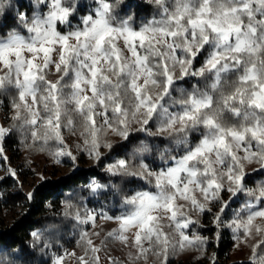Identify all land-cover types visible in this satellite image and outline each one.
I'll list each match as a JSON object with an SVG mask.
<instances>
[{
  "label": "snow or ice",
  "instance_id": "6c2138e0",
  "mask_svg": "<svg viewBox=\"0 0 264 264\" xmlns=\"http://www.w3.org/2000/svg\"><path fill=\"white\" fill-rule=\"evenodd\" d=\"M76 2L35 0L47 12L31 17L17 13L29 36L11 33L0 40V91L18 92L11 118L18 123L0 125V162L6 160L2 141L15 127H26L40 150L53 142L55 150L50 154L57 163L61 157L77 160L64 130L79 131L82 150L100 161L101 149L113 148L106 139L109 132L127 140L131 123H139L140 131H145L144 126L156 117L158 131H170L177 144L187 146L186 152L159 171L143 162L132 170L125 159L106 168L113 176L139 177L152 186L124 198L129 211L116 217L118 227L108 237L125 245L131 242L136 260L152 254L160 264H168L169 255L177 251L197 244L203 250L206 238L190 235L200 223L193 219L194 213L212 212L209 204L219 203L213 216L219 227L229 206L222 194L236 197L244 192L252 203L245 204L231 227L237 240L258 238L252 246L254 256L257 249L264 252V183L247 187L248 165H259L264 174V0H171V4L153 0L161 18L138 29L128 20L113 26V4L97 0L93 14L65 32L60 25L74 18ZM0 17L9 18L4 2ZM177 71L183 79L210 78L211 83L204 91L193 90L177 111H171L158 101L168 96ZM68 83L70 100H65ZM153 88H162L156 97ZM69 104L76 109L71 117ZM196 134L193 144L190 138ZM76 148L81 150V145ZM6 171L16 175L13 169ZM99 187L95 185L93 191ZM27 198L34 199L35 193L30 191ZM74 215L80 223L93 226L98 218L112 220L87 209L83 217L79 211ZM32 236L38 239L39 233ZM82 239L87 248L84 256L77 257L78 264H88L89 252L99 264L100 249L87 232ZM53 264H64V257H55ZM256 264H264V255Z\"/></svg>",
  "mask_w": 264,
  "mask_h": 264
},
{
  "label": "trees",
  "instance_id": "16d2710c",
  "mask_svg": "<svg viewBox=\"0 0 264 264\" xmlns=\"http://www.w3.org/2000/svg\"><path fill=\"white\" fill-rule=\"evenodd\" d=\"M5 3V15L0 17V40L6 39L11 33L29 36L26 28L21 24L17 13H25L31 17L34 13L47 12V8L37 7L35 0H0ZM116 7L118 19H127L134 14V27L139 28L154 20L161 18V9L150 0H110ZM171 4V0H169ZM23 6V7H22ZM97 6V0H77L76 12L74 13L73 27L79 26L84 16L93 14ZM63 31H67L64 25H60ZM200 62L195 67H200ZM56 78L51 76L50 79ZM211 83L210 78L185 77L183 81L175 84H183L184 88L178 89L177 97L182 98L187 93L195 90V87L207 89ZM195 86V87H194ZM18 98V92L14 88L0 91V100L4 109L10 114H15L14 101ZM69 117L72 114L68 113ZM18 122L12 121L11 125ZM160 122L153 125V121L145 126L147 131L131 133L137 142L128 147L125 153L123 148L117 147L113 140L112 149L101 155V160L89 166H80L71 172L45 179L34 186V199H28V194L23 192L9 193L7 206L17 210L16 217L12 222H5L0 214V264H53L56 253L70 247L81 248L85 242L82 239L84 232H89V225L82 224L75 219V212L79 211L83 217L85 209L89 211H101L112 216L125 215L129 208L123 204L125 197L135 194L137 191L152 190V186L139 177L123 175L113 176L106 168L120 159L128 161L132 170H138L140 163L147 164L152 170L159 171L185 154L187 146L180 145L168 135L151 136L152 131H158ZM150 131V132H149ZM199 134L192 139L196 143ZM4 145L16 152L27 149L32 154L50 153L54 143L49 142L48 149L40 150L39 143L34 144L26 127H15L4 139ZM248 172L247 187L255 189L264 183V174L259 172V165L252 164ZM12 179L4 178L0 181L1 189L12 188ZM102 187L96 188L95 185ZM228 194H222L223 201ZM252 203L246 193H239L228 208L224 211L226 222L233 224L237 216L244 213L245 204ZM72 207L69 209L68 206ZM219 203H210L212 212L193 214L194 219L200 223L191 229L192 234L205 237L207 242L200 250L199 245L188 247L186 251H177L169 255L168 264H202L203 258L210 252L215 261L212 264H256L252 261H237L228 263L230 253L237 241L236 234L230 227L222 228L212 224L215 210ZM2 207L0 206V211ZM69 211V215L65 212ZM39 233V238L34 239L32 233ZM216 236V237H215ZM108 252L112 256V264H160L159 259L150 254L147 260H136L127 254L125 245L113 238H107ZM260 256L264 255L257 249ZM206 264V263H204Z\"/></svg>",
  "mask_w": 264,
  "mask_h": 264
},
{
  "label": "rangeland",
  "instance_id": "374dc122",
  "mask_svg": "<svg viewBox=\"0 0 264 264\" xmlns=\"http://www.w3.org/2000/svg\"><path fill=\"white\" fill-rule=\"evenodd\" d=\"M19 35L24 36L25 38L28 37L23 34H19ZM6 39H1V40H6ZM13 115L14 113L9 114L4 109L1 103V100H0V125L4 126L5 128H8L13 121L11 119ZM145 131L147 130L145 129ZM64 136H65L66 144L71 149L73 154L77 156V160L75 162L71 161L67 157H61L60 162L57 163L53 155L50 153L43 152L40 154L38 153L32 154L28 152L27 149L20 150L19 148H17L16 152H14V150L8 149L7 147H5L4 140L2 141V145L4 148L3 155L6 157V160H4L3 162H0V181L8 177L13 180L12 188L10 189L0 188V206L2 207L0 214L6 223L12 222L17 214V210H12L10 206H7L8 196L10 197L9 193H14L17 191V192H23V193L28 194L30 191L31 192L33 191L34 186H36L39 182L45 180V179L43 180L40 179L41 176L45 177L46 179L55 177V176H61V175L71 172L77 167L89 166V165H93L96 163L97 160L89 157L88 154L82 150L83 140L79 134V131L73 134L68 129H65ZM106 139L109 142L111 141V139H109L108 136L106 137ZM77 144L81 145V150L79 151L76 148ZM54 150H55V146L52 151ZM107 151L108 149L102 148L101 155L106 153ZM183 155L175 159H179ZM172 161L173 162L170 165L174 163V160ZM251 167H252L251 165H248L247 172H249L252 169ZM9 168L15 170L16 175L10 176L8 172L6 171V169H9ZM235 198L236 197H230L228 194L224 202H227L229 205L233 200H235ZM219 209H220V206L217 208V210H215V214L219 212ZM92 212L96 214L103 213L101 211H92ZM103 214L107 216H111L112 220H105L102 218H98L94 226L91 224H88L89 225L88 238L92 240V243L96 248L100 249V251L96 254L99 257V264H112L113 259H112L111 254L108 252V248L106 247V245L108 244V241L106 242V239L111 238V237H108L107 234L118 227L116 223V217H119V216H112L106 213H103ZM226 221L227 220L224 216V213L221 214V222H220L219 227H222V228L230 227L232 229L231 226L233 224L230 222H226ZM212 224L216 225L214 220L212 221ZM191 234L192 232L190 233V235ZM257 239L258 238H249L248 240L245 241L243 240V238H241L240 240H237L235 243L234 249L230 253L228 263H233L237 261H252L256 263V261L259 260L260 255L258 254V252H256L255 256L253 255L252 246L257 242ZM117 241L119 242V244H123L119 240ZM124 247L126 248L127 254L130 257H133L135 259V256L137 253H136V249L131 246V242L128 245H125ZM86 248H87V244L85 241L83 245L81 246V248L70 247V248L63 249L62 251L56 253L54 258L57 256H63L64 264H78L77 257L84 256ZM186 250H188V247L185 248L183 252ZM65 253H75V255L65 256ZM86 259L88 260V264H95V262L92 259L91 252L88 253ZM214 261H215L214 255L212 252H210L207 257L203 258L202 264L204 263L212 264Z\"/></svg>",
  "mask_w": 264,
  "mask_h": 264
},
{
  "label": "clouds",
  "instance_id": "9594fccd",
  "mask_svg": "<svg viewBox=\"0 0 264 264\" xmlns=\"http://www.w3.org/2000/svg\"><path fill=\"white\" fill-rule=\"evenodd\" d=\"M150 2L153 3V0H150ZM97 6L94 8V11L97 8ZM116 7H117V5L113 4V8H112V12H111V23H112V25L115 26V27H119L125 20H128L130 22V25L133 28H135L133 26L134 25V20H135L134 14L133 15H129L127 17V19H118V14L116 13ZM64 26L67 29V31H69L72 28H75V27H73V21L72 20L68 24H65ZM103 67L104 68H108V65L105 64V65H103ZM55 79L56 78H54L53 80H55ZM175 80L177 82L184 80L183 78H181V76L179 75L178 71H177V74L175 76ZM113 82H115V75L113 76ZM70 87H71L70 83H68V84H66L64 86V88H65V97L62 98V99L70 100V94L68 92V89ZM183 88H184L183 84H174L173 87L170 89L168 96H166L162 101H158V103L163 104L164 107L169 108L171 111H177L179 109L180 102L185 97H187L189 93H191V92H189V93H187L186 96H184L182 98H178L177 97V91H178V89H183ZM195 89H199L200 91H203L202 89H200L198 87H195ZM161 90H162V88H153L151 90L152 94H153V97H156ZM129 99H131V98L129 97ZM67 111H68V113L70 112L73 115L75 113L76 109L69 104V107H68ZM152 121H153V125H155L159 120L156 117H154L152 119ZM141 127H142V125H140L139 123H136V122L131 123L129 125L130 133H139V132H141L140 131ZM149 135H151V136H164V135L171 136V132L170 131L169 132L152 131V132L149 133ZM107 136H108L109 139L114 141V143H115V145L117 147L123 148L125 153L127 152L128 147H130L133 143L137 142L135 139H133L132 136H130L127 140H125L124 138H122L120 136H116V135H114L111 132H109L107 134Z\"/></svg>",
  "mask_w": 264,
  "mask_h": 264
}]
</instances>
